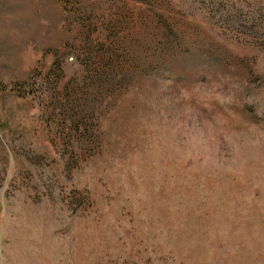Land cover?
I'll return each instance as SVG.
<instances>
[{
	"label": "rangeland",
	"instance_id": "obj_1",
	"mask_svg": "<svg viewBox=\"0 0 264 264\" xmlns=\"http://www.w3.org/2000/svg\"><path fill=\"white\" fill-rule=\"evenodd\" d=\"M0 264H264V0H0Z\"/></svg>",
	"mask_w": 264,
	"mask_h": 264
}]
</instances>
